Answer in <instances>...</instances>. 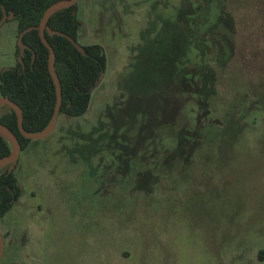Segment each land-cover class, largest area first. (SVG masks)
I'll return each instance as SVG.
<instances>
[{"label": "rangeland", "instance_id": "1", "mask_svg": "<svg viewBox=\"0 0 264 264\" xmlns=\"http://www.w3.org/2000/svg\"><path fill=\"white\" fill-rule=\"evenodd\" d=\"M200 3L78 0L106 69L83 116L20 152L0 264H264V0L211 1L197 33L232 40L188 55ZM17 45L4 23L0 71Z\"/></svg>", "mask_w": 264, "mask_h": 264}, {"label": "trees", "instance_id": "2", "mask_svg": "<svg viewBox=\"0 0 264 264\" xmlns=\"http://www.w3.org/2000/svg\"><path fill=\"white\" fill-rule=\"evenodd\" d=\"M58 1L61 0H0V6H3L10 17L7 22H16L17 38L24 32L22 43L26 46L21 62L18 61L19 47L16 46L15 65L0 71V97H7L19 106L22 111L23 128L25 132L31 134L39 133L48 126L55 106V86L48 71L49 52L40 40L38 26L45 10ZM211 1L213 0H201L200 4L195 5L194 11L190 14L191 20L184 30L177 24V40L184 42L185 48L189 51L188 55L192 52L193 39L202 38L208 43L210 50L215 49L216 44L222 39L232 40L231 33L226 29L222 32L210 33L208 37L206 34L197 33L206 32L202 31L200 26L206 25L209 21ZM80 26L77 19V5H73L51 15L47 20L46 28L52 33L45 31L44 34L54 52V67L61 86L62 100L59 115L73 118L81 117L87 112L91 94L98 86L107 63L100 45L77 44ZM209 67L213 72V65L209 64ZM214 80L216 81L215 78ZM0 123L16 136L21 151L35 142L20 134L17 115L7 105L0 106ZM198 131L201 136L204 134L207 147L211 146L210 138L207 141L206 137L207 131H212L210 127L205 126ZM11 151V143L0 133V159L8 156ZM17 161L0 169V218L21 194V188L14 174Z\"/></svg>", "mask_w": 264, "mask_h": 264}, {"label": "water", "instance_id": "3", "mask_svg": "<svg viewBox=\"0 0 264 264\" xmlns=\"http://www.w3.org/2000/svg\"><path fill=\"white\" fill-rule=\"evenodd\" d=\"M77 2H78V0H61V1H58L54 4H52L51 6H49L45 10V12L42 16V19L39 23V26H38V34H39L40 40L49 52V55H48V71H49L50 76L52 78L53 84L55 86V92H56L55 106H54L53 114H52V117H51V120H50V123L48 124V126L43 131H41L39 133L31 134V133L25 132L23 125H22V111L19 108V106H17L13 102H11L7 97H0V105H7L15 111V113L17 115V119H18V130H19L20 134L26 139H29L32 141L42 140V139L46 138L48 135H50L55 129L57 119L59 116L61 100H62L61 86H60V82H59V79L57 77L55 67H54V52H53L52 47L47 42L44 34H45V31H47L48 33H52V31L50 29L46 28L47 20L49 19V17L51 15H53L58 10H61L63 8L75 5ZM0 8L2 11V18L0 19V27H1L6 22L8 15H7L5 9L3 8V6H0ZM23 33L24 32L20 33L18 36V45L17 46L19 47V62H21V56L23 54V50L26 48V46L22 43ZM0 133L2 135H4L12 145L11 153L8 156L0 159V169H1V168L5 167L6 165L12 163V162H15L18 159L19 154L21 152V147L17 141L16 136L12 132H10V130L8 128L3 126L1 123H0ZM3 247H4L3 236L0 233V259H1L2 254H3Z\"/></svg>", "mask_w": 264, "mask_h": 264}, {"label": "flooded vegetation", "instance_id": "4", "mask_svg": "<svg viewBox=\"0 0 264 264\" xmlns=\"http://www.w3.org/2000/svg\"><path fill=\"white\" fill-rule=\"evenodd\" d=\"M76 4H77V3H76ZM76 4H75V5H76ZM9 18H10V17L8 16L7 20H9ZM7 20H6V22H7ZM6 22H5V23H6ZM8 22H9V21H8ZM18 61H19V57H18ZM0 106H1V105H0ZM57 120H58V119H57ZM56 125H57V123H56ZM55 128H56V126H55ZM54 130H55V129H54ZM19 155H20V154H19ZM17 160H18V159H17ZM14 203H15V202H14ZM2 236L4 237V235H2ZM1 258H2V257H1ZM0 261H1V259H0Z\"/></svg>", "mask_w": 264, "mask_h": 264}]
</instances>
